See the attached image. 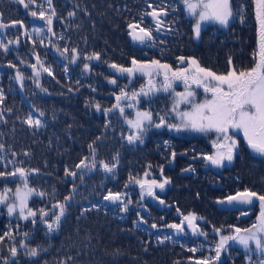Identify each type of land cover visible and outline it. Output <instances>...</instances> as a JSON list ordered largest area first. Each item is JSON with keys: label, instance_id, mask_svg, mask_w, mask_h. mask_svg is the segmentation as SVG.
<instances>
[{"label": "trees", "instance_id": "obj_1", "mask_svg": "<svg viewBox=\"0 0 264 264\" xmlns=\"http://www.w3.org/2000/svg\"><path fill=\"white\" fill-rule=\"evenodd\" d=\"M139 1H142L141 5L137 4ZM165 2L169 4L168 21L174 17L187 18L180 0ZM38 3H43V0H38ZM160 3L161 0L154 1L156 5ZM44 6L47 8L46 4ZM53 6L59 17L54 19L53 23L56 35L53 37L52 33L45 32L43 45L37 41L34 47L32 40L24 36L23 30L18 26L0 32V40L5 43L17 36L20 41L18 45L9 46V53L0 51V88L6 97L0 105V114L7 122L0 121V143L10 149L2 155L12 160L15 166L40 170L39 174L30 177L31 186L48 193L54 192L56 200H62L64 196L69 195L73 184L77 191L73 194L62 229L55 236H46L44 225L34 226L29 222L18 221L15 217L9 218L6 210H0V233L10 224L12 226L19 224L18 230L15 227L12 230L17 242H20L24 239L23 233L30 232L29 239L25 241L29 247L39 245L48 248V251L42 254L40 264H44L45 260L48 264H59L68 256L75 258V264H188L189 260L203 257L198 256L201 250L204 256H212L213 253L209 249L214 247V244L206 246L203 250L199 241L184 242L175 235L166 233L170 231L158 230V227L151 228V224L166 227L167 223L174 219L172 214H177L179 209V213L184 215L188 213L206 215V230L225 227L230 221L226 215L228 211L215 199L225 198L245 188L264 193V157L255 155L247 145L244 147L242 144L232 166L223 169L221 191L217 189L211 172L201 171L196 178L188 176L183 180L177 177L176 172L164 167L166 177L175 182V186L169 190L172 193L170 201L165 204L172 211L169 215H166L165 209L157 213L150 202H146L145 198L141 200L136 194L137 184L130 183L129 178H143L145 171H150L151 175L155 174L153 168L156 165L169 162L170 150L165 151L164 145L160 143L158 147L128 144L126 137L129 129L118 111L104 116L103 111H96L94 107L97 103L102 109L111 107L116 102L115 95L119 94L120 88L128 84L127 77L116 74L108 67L109 63L130 66L132 57L140 61L148 60L142 52L139 55L135 52L138 50L126 40L124 31L127 20L133 21L138 13L145 11V0H53ZM173 8L176 10L173 11ZM84 9H87L88 15H85ZM69 11H75V17H69ZM0 12H3L5 22L25 21L30 34L32 26H43L42 21L28 15L22 6L11 3V0H0ZM248 13L250 15L247 16L252 15L250 9ZM68 19L72 21L68 22ZM249 24L250 27L231 25L218 29L213 26L210 33L203 31V34L212 37L209 43L205 45V42H202L199 46L192 42L193 33L183 22L177 29L181 39L173 43L174 56L166 57L169 55L167 49L160 47L157 48L159 55H153L152 58L178 66L175 56L183 50L184 54L196 57L202 66L220 74H223V69L229 67V57L238 69H247L251 66V54L255 46L252 19ZM61 34L64 35V40L59 39ZM57 45L61 50L64 46L78 48L81 59L76 64H69L57 51ZM94 52L100 53L101 61L82 59L83 56ZM36 53L45 66L51 68L55 77L54 79L47 73H41L39 81L41 87L47 89L46 92L36 86L34 79L31 78L32 68L28 67L29 64L36 63L34 55ZM21 60L24 63H21ZM10 62L26 77L22 87L15 79L16 69L7 66ZM83 63H89L91 70L85 72ZM65 67L68 68L67 72L64 70ZM112 78H117L116 86L108 82ZM142 84L144 82L136 76L129 90L133 87L139 90ZM69 88L72 91H69ZM93 88L95 91H92ZM143 101L146 100L142 98ZM146 105L149 106L143 104L144 107ZM7 109H11V112ZM40 112L44 113L43 117L39 116ZM29 114L42 119L45 124V127L35 134L33 129L22 123ZM93 141L98 145L95 157L96 170L91 172L85 170L83 181L79 178L73 180L71 177H65V167L75 170V165L81 158L91 155L88 145ZM12 151L17 153L15 157L11 155ZM24 152L30 155L25 156ZM117 154L118 163L114 172H103L99 162L116 163L113 157ZM180 158L181 156L178 157ZM148 164L152 165L150 170L147 168ZM7 167L11 170L13 164H8ZM0 170H3V164H0ZM211 177L212 181L206 180V183H201ZM114 179L117 183H113ZM5 184L13 189L16 187L11 180H0V188ZM109 191L123 193L126 200H131L127 213L119 211L117 206H111L107 202L105 204L103 196ZM54 202L55 200L49 196L43 200L34 196L29 201V206L50 208ZM92 205H98L99 210L92 208ZM85 208H90L91 211L80 216ZM146 210L147 214L142 213ZM140 215L147 222V227L139 223ZM164 218L165 223L162 220ZM85 234L89 236L90 243L84 239ZM165 236H171L172 239L159 243L158 239ZM0 248H3L0 255L6 256L7 247ZM190 248L200 250L193 253L189 251ZM116 250L121 254L114 255ZM24 253L25 250L21 249L17 264H33Z\"/></svg>", "mask_w": 264, "mask_h": 264}, {"label": "snow or ice", "instance_id": "obj_2", "mask_svg": "<svg viewBox=\"0 0 264 264\" xmlns=\"http://www.w3.org/2000/svg\"><path fill=\"white\" fill-rule=\"evenodd\" d=\"M183 5V11L192 18L193 37L197 40L201 38V32L205 24L219 25L222 28L230 27L237 17L240 23L244 24L248 19L246 15L249 4L240 3L238 7L235 5V0H180ZM11 3L22 6L25 12L31 17L42 21L43 26H32L31 34L26 27L23 20H12L5 22L3 12H0V32L8 28H16L17 26L23 30L22 34L32 40L35 47L37 41L43 45L44 33H52L55 37L56 33L53 31L54 19H59L56 8L53 6V0H43V3H38V0H11ZM147 8L151 11H144L139 20L133 19L132 22L127 23V34L134 43L141 46L154 47L160 34L163 32H172V29L167 25V17L169 16V4L165 0L156 7L150 0H145ZM47 5L45 8L44 5ZM35 6V7H34ZM252 10L251 19L254 22L255 30V46L251 54V66L247 69H238L233 65L231 57L228 59L229 70L223 74L217 73L205 66H202L200 61L194 57H186L178 55L176 57L177 65L161 62L160 59H151L147 62H142L136 57L130 60V66L118 65L116 63H109L108 67L112 69L119 76H126L128 84L120 88L119 94L115 95V104L107 109H102L99 103L95 104L96 111H103L105 116L110 113L117 112L123 118V122L128 126L129 134L126 137L128 144H143L144 136L152 129L166 128L168 131L181 132H195L209 136L211 140V151L201 153L199 158L206 161L208 164L222 168L225 162L233 163L238 155L240 148L239 137L242 135L243 142L247 145L252 153L264 157V0H250ZM173 11L176 9L173 8ZM85 15H88L87 9L83 10ZM75 11H69V17H75ZM151 17V24L148 27L142 26L144 18ZM156 33L157 35H154ZM60 40H64V35L59 36ZM161 44L163 40L159 41ZM19 37L9 39L7 43L0 40V51L7 54L10 51V45L19 44ZM51 44V40H49ZM57 51L61 56H64L69 64H76L81 59L79 49L76 47L69 48L64 46L61 50L57 45ZM35 55V64H29L32 68V76L34 83L41 91L46 92V88H42L39 78L41 73H47L48 76L54 74L49 66H45L40 59L38 53ZM84 61H101L100 53H92L85 55L82 58ZM21 63H24L21 60ZM106 63V61H105ZM9 68L16 69L15 79L20 82L21 87L25 76L20 72L16 65L9 63ZM39 67V70H38ZM65 72L68 68L65 67ZM83 70L90 71L89 63H83ZM146 78V83L142 84L139 90L134 87L129 90L133 80L136 76ZM108 82L114 86L117 85V78L109 79ZM79 83V81H77ZM183 85V91H177V84ZM202 90L204 99L197 102L198 91ZM69 91H72L69 88ZM92 91H95L93 88ZM157 93H166L171 97V107L166 111L154 112L151 107L141 109L140 105L143 100H146L149 105L154 103V97ZM6 97L3 89L0 88V105L3 104ZM181 105H188L189 107L181 110ZM127 109L135 111V117H131V113H126ZM11 112V109H7ZM40 117L44 116L43 112L39 113ZM0 121H4L3 115L0 114ZM30 129L36 131L45 127L44 122L40 118H34L31 114L27 115L22 121ZM70 127V126H69ZM107 128L108 125L106 124ZM212 134V135H210ZM99 139V137L97 138ZM51 143V141H49ZM91 155L80 159L79 163L75 165V170L65 167V177H71L73 180L79 178L84 179L85 170L91 172L96 170L97 161L95 159L97 153L96 142L93 141L88 145ZM170 142L164 141L165 151L170 148ZM10 151L3 143H0V164H3V170H0V180H11L16 187L7 186L5 184L0 188V210H6L9 218L15 217L18 221L29 222L32 225L41 224L46 229V236L53 237L62 229L63 221L66 219L68 209L73 194L77 191L75 184H73L72 192L63 197L62 200L55 199V193H48L43 190L31 186L30 177L40 173L38 168H25L15 166L12 160H9L6 155H2ZM185 155L187 153H184ZM15 157L17 153L11 152ZM23 155L28 156L30 153L24 152ZM171 159L174 161L177 157V152L171 150ZM197 157L194 156L193 159ZM116 163L99 162L100 168L105 173H113L117 167L118 154L113 157ZM91 161V162H89ZM21 163H23L21 161ZM13 164L11 170L7 165ZM150 170L151 164L147 165ZM185 172L194 171L189 167L184 169ZM164 169L160 167V173L163 177ZM151 175L150 171L144 172V178L130 177L129 182L139 185L141 189V198L146 194L153 199H158L155 189L164 191L165 186L171 183L167 177H163L160 181L157 179H147ZM127 186V185H126ZM39 197L43 200L46 196L55 200L51 207H35L29 206V201L34 197ZM125 194L111 191L103 196L104 201H109L116 205L118 210L127 213L131 200L124 198ZM221 205H228L241 211V215H248V210L258 206V215L253 224L241 229L240 227H231L228 234H222V228H214L213 231L219 237L215 242L214 247L209 251L214 253L212 256L197 258L192 261V264H221V255L229 247V242L239 245L244 250V255L247 264H264V193H259L251 189L245 188L243 191H238L233 195H228L225 198L216 201ZM163 205L165 201L159 200ZM92 208L99 210L98 205H92ZM91 211L90 208H85L80 213L83 216L86 212ZM179 213V209H177ZM182 215L180 223L168 224L167 228L174 230L177 235L185 232V224L191 230L193 236L208 237V233L201 230L196 223L198 218L195 214L189 213ZM139 215V213H137ZM79 220L80 217H77ZM139 223H146L143 219ZM13 227L19 229V224L10 226L0 233V246L7 247V255H0V264H17V257L20 255V250H25L27 258L33 261V264H40L42 254L48 251L46 247H29L25 242L29 239L31 233L24 232L23 240L17 242L16 235L13 233ZM157 224H151V228L156 229ZM79 232V229H77ZM85 240L90 243L89 236L85 234ZM172 239L171 236H165L163 239H158L159 243H164L165 240ZM198 248H190L189 251L195 253ZM3 248H0V252ZM147 251V249H145ZM120 251L116 250L114 255H120ZM256 257L253 260V257ZM75 264V258L68 256L59 264ZM44 264H48L45 260Z\"/></svg>", "mask_w": 264, "mask_h": 264}, {"label": "flooded vegetation", "instance_id": "obj_3", "mask_svg": "<svg viewBox=\"0 0 264 264\" xmlns=\"http://www.w3.org/2000/svg\"><path fill=\"white\" fill-rule=\"evenodd\" d=\"M155 0H153L154 3ZM248 3L249 4V8H248V12L250 9L251 10V6H250V0H242V2L240 3ZM239 0H235V5L236 7L239 6ZM137 4L141 5L142 1H139ZM147 7L146 3H145V8ZM146 11V10H145ZM144 11L142 10L140 13H138L136 15L135 20H139L141 14ZM250 15V13H248ZM170 15V14H169ZM251 16H248V19ZM169 16L167 17V25L168 27H170L172 29V32L168 33V32H163V34L159 35V38L155 44L154 47H148V46H143V47H139L140 49H145V51L147 53H143L144 55H146L148 58H152L153 55H159L157 52V48L160 47H165L167 49V54L166 57H171V55L174 56L173 54V43L175 42V40H180L181 37L179 36V32H178V26L181 25L183 22L189 27V29L192 31V24H191V20L188 18H183V19H178L176 17H174L173 19L171 18L170 21H168ZM132 20V19H131ZM238 18H236L233 22H231V25H234V27H239L242 24H240L238 21ZM145 21V20H144ZM253 21V20H252ZM132 22V21H126L125 23V27H124V31L126 33V40H128V34H127V23ZM254 23V22H253ZM151 23L148 20V22H144V24L142 26H149ZM213 26H215L216 29H218L220 26L219 25H213V24H209L206 27H204V29L201 32V38L199 40L195 39L193 36H191L192 42L194 44H198L200 46V43L205 42L206 43L210 41V39L212 38L210 35H205L203 34V31L205 32H209L210 30L213 31ZM210 27V29H209ZM154 35H157L156 33H154ZM163 40L164 43L161 44L159 41ZM187 41V39H186ZM129 42V41H128ZM186 50V49H184ZM139 51V50H138ZM154 51L152 54L150 52ZM187 51V50H186ZM141 52V51H140ZM172 52V53H171ZM141 54V53H140ZM151 54V56H150ZM178 55H184L186 57L191 56L190 54H184V51L182 50L181 52H178L176 54L175 57H177ZM138 78H140V80H142V78L140 76L137 75ZM145 84V83H144ZM160 94L157 93L154 97V103L153 106L151 105H146L145 107L143 106V104H148V102L143 101L140 105L141 108L143 109H147L149 107H151V109L154 112H158V111H164V109L166 107H169V101H165L164 99H158L157 97H159ZM163 97L166 96V93L162 95ZM167 109H165L166 111ZM105 116V114H104ZM104 120L106 121V118H104ZM164 141H169L170 142V148H169V152H171V150H175L177 152V157L176 159L173 161L171 159V156L169 157L170 160L169 162L166 161V163H163L160 166L154 167V171L155 174L153 173L151 175V177L149 179H157L158 181H160L163 177H166V172H165V168L168 170H171L173 172H176L177 177L179 176L181 179L184 180V177H188V176H193V177H197L199 175V173L202 171L204 173L207 172H211L213 173L212 175H214L215 178V183L217 186V189L219 191H221V187L223 186V169L226 167H230L232 166H224L222 168H216L210 164H208L206 161L202 160L199 158V155L201 153H207L211 151V142L204 136H199L196 134H189L187 132H181V133H177L175 131H168L166 128H162V129H155L152 128L150 129L146 135L144 136V143L143 144H135L138 145L139 147H151L152 145H155V147H158V143L164 145ZM151 145V146H150ZM184 153H187L186 155ZM181 156L180 159H178V157ZM196 156V159H193V157ZM237 157V156H236ZM236 159V158H235ZM234 159V161H235ZM163 167L164 172H163V177L161 176L160 173V167ZM165 167V168H164ZM193 168L194 171L191 172H185L183 171L186 168ZM167 171V170H166ZM143 174V172L141 173ZM172 180V179H171ZM206 180H210L212 181V177L211 179H204L201 183H206ZM113 183H117V180L114 179ZM175 186V182L172 180L170 184L165 186L164 191H160V189H155V192L158 196V199H153L152 197L149 196H143V198H141V189L139 187V185L135 186V192L136 194L139 195V197L142 199L145 198L146 202H150L152 204L153 209L158 213L159 211H163V209L166 210V215H169L172 211V209L170 210V207L165 205L170 201V196L172 195V193H170V189L173 188ZM116 193V192H113ZM228 193V192H227ZM104 195H106V193H104ZM229 195H233V194H229ZM163 199L165 201V203L163 205H161L159 203V200ZM222 199V198H220ZM215 200H219V199H215ZM105 204L107 201H104ZM108 203V202H107ZM109 204V203H108ZM110 205V204H109ZM111 206H116V205H111ZM106 209V206L104 207ZM222 208L225 209L226 211V215L230 218V221L226 223V226L223 227L222 229L224 230L222 234H228L231 231V227L230 226H234V227H240L241 229L246 228V226H243L244 223L246 222L247 226L252 225V221L254 222L256 220V215L258 214V206L255 208H251L248 210V215H241V211L238 210H230V209H226L224 208V206L222 205ZM142 213L147 214V210L143 211ZM189 214V213H188ZM193 214V213H192ZM198 218H202V219H198L196 221V223L200 226L201 230L208 233V232H212V233H208V237L207 239H205L204 236H193L191 233V230L187 228V226L185 225V232L177 235L174 230H171L169 228H167L168 224H172V223H180L182 220V215L179 213L177 214H172L173 215V220L170 221L169 223H167L166 227L164 226H158V230H167L170 232H166V233H171L173 235H175L178 239L183 240L184 242H188V243H192L194 241H199L200 244L202 245V249L205 250L206 246H210L215 244L216 241H218L219 237L215 234V232L213 230H206V215L201 214V216H198V214L194 213ZM187 215V214H185ZM144 218H142V215H140V220ZM166 219H169L166 217ZM172 219V218H170ZM139 220V221H140ZM163 223H165V218L162 219ZM157 222V221H156ZM159 223V222H157ZM142 226H148L147 222L143 225L142 223H140ZM153 224V223H152ZM161 225V224H160ZM163 225V224H162ZM35 226V225H34ZM177 239V240H178ZM204 256V253L201 250L200 255L198 256ZM214 255V253L212 254ZM201 258V257H200ZM256 257H253V260H255ZM195 260V259H193ZM193 260H189L190 262H188V264H192ZM221 264H247L245 255H244V250L241 246H238L232 242H229V247L227 248V250L225 252L222 253L221 255Z\"/></svg>", "mask_w": 264, "mask_h": 264}, {"label": "rangeland", "instance_id": "obj_4", "mask_svg": "<svg viewBox=\"0 0 264 264\" xmlns=\"http://www.w3.org/2000/svg\"><path fill=\"white\" fill-rule=\"evenodd\" d=\"M150 2H152L153 3V0H150ZM240 2H242V0H239V3ZM245 3V2H244ZM147 5V4H146ZM157 5L156 4H154L153 3V7H156ZM145 10L146 11H151V9H148L147 7L145 8ZM248 14V11H247V13H246V15ZM185 17H187L188 19H190L191 20V24H192V26H193V22H192V18L191 17H189L188 15H187V13H186V16ZM238 18V22L240 23V20H239V17H237ZM77 19H78V17H77ZM144 20L146 21V22H148V20L150 21V23H151V20L149 19V18H147V17H145L144 18ZM65 21L66 20H64V24H65ZM68 22H71L72 20L71 19H68L67 20ZM144 21V22H145ZM250 21H251V19H247L246 20V22L244 23V24H242V26L244 25V26H248V27H250ZM241 24V23H240ZM207 25H209V24H205L204 26H203V29H204V27H206ZM64 26V25H63ZM65 27V26H64ZM146 27H148V26H146ZM66 28V27H65ZM202 29V30H203ZM129 44H130V42H129ZM135 49H137V50H140L142 53H147L146 51H145V49H140L139 47H134ZM140 51H135V52H137V54L139 55L140 54ZM147 57V56H146ZM142 59V58H141ZM145 59H148V60H143L142 62H147V61H150L151 59H155V58H145ZM230 67V66H229ZM229 67L227 68L226 67V69H223L224 70V72L223 73H225V72H227L228 70H229ZM236 67V66H235ZM237 68V67H236ZM141 77V76H140ZM142 78V81L144 82V83H146V78H144V77H141ZM176 90L177 91H183V85L182 84H177V86H176ZM198 91V97H197V102H200V101H202L203 99H204V94H203V92H202V90H197ZM164 93H162V95H163ZM162 95H160L159 97H161ZM165 101H169V107H167V109L168 108H170L171 107V97L168 95V94H166V96L163 98ZM189 106L188 105H181V110H184V109H186V108H188ZM142 110H143V108H141ZM127 113H131V117L130 118H134L135 117V111L133 110V109H127ZM127 126V125H126ZM127 128H128V126H127ZM185 132H187V133H189V134H196V135H199V136H204V137H206L210 142H211V140L209 139V136H207V135H204V134H201V133H195V132H188V131H185ZM210 135H212V134H210ZM239 140L241 141L242 140V142L240 143V148H241V145L243 144V146L245 147L246 146V144L243 142V137H242V135L239 137ZM240 148H239V150H240ZM238 150V151H239ZM256 155V154H255ZM234 162V161H233ZM231 164H233V163H231ZM231 164H228L227 162H225V166H229V165H231ZM144 178V177H143ZM147 179H149V177H147ZM244 190V189H243ZM243 190H239V191H243ZM238 192V191H237ZM236 193V192H235ZM234 193V194H235ZM146 195V194H145ZM225 208V207H224ZM230 210H232V209H230ZM258 215V214H257ZM257 215H256V217H257ZM252 223H253V221H252ZM243 226H246V228H248V227H250V226H247V224H246V222L244 223V225ZM239 246V245H238Z\"/></svg>", "mask_w": 264, "mask_h": 264}, {"label": "water", "instance_id": "obj_5", "mask_svg": "<svg viewBox=\"0 0 264 264\" xmlns=\"http://www.w3.org/2000/svg\"><path fill=\"white\" fill-rule=\"evenodd\" d=\"M147 18H149L150 20H151V17H149V16H146ZM127 31H128V29H127ZM128 40H129V42H130V44H131V46H133V47H143V46H141V45H139L138 43H134L132 40H131V38H130V36L128 35ZM110 205H113V204H111L109 201H107ZM226 209H232V210H236L235 208H232L231 206H228V205H223ZM143 225L145 224V223H142ZM186 225V224H185ZM187 226V225H186Z\"/></svg>", "mask_w": 264, "mask_h": 264}]
</instances>
